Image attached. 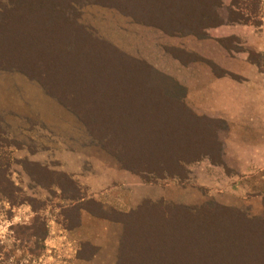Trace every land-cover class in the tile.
<instances>
[{
    "label": "rangeland",
    "instance_id": "rangeland-1",
    "mask_svg": "<svg viewBox=\"0 0 264 264\" xmlns=\"http://www.w3.org/2000/svg\"><path fill=\"white\" fill-rule=\"evenodd\" d=\"M133 1L0 0V69L3 77L0 80L5 82L4 79H9L14 84L12 86L14 92L16 90L21 93L19 86L16 88L18 83L15 66L27 71L32 68L34 73L37 72L41 76L46 63L48 66L52 64V68L49 67L50 75L56 77L55 62L60 64L62 61L77 59L75 65L73 63L74 66L82 61L86 65L97 62L110 63L108 65L110 72L99 75V80L100 83L102 81L115 83L117 87L116 80L122 78V72L127 75L126 79H131L133 75L128 73L130 69L112 70L117 67L119 60L113 51L109 52L105 48L106 44L117 48L119 52L147 62L158 75L169 74L173 69L175 70V66H181L177 59L186 63L198 56L187 48L192 39L174 31L179 28V23H175L173 29L165 20L159 19L153 22L164 24L168 33L147 25L152 22L148 17V14H152L150 13L152 6L155 5L161 10L164 8V1L155 3L152 0L151 5L137 4L136 11L131 9ZM212 9L226 26L227 32L237 30L234 35L222 37V47L225 48L222 57L230 67L226 70L219 66L222 72L219 71V74L232 80L237 88L232 96L225 98L223 112L202 114L199 124L193 125L189 130L190 134L201 137L202 141L206 139L211 142L191 153L190 156L199 157V161L186 165L185 171H181V178L159 180L157 181L159 184L155 185L145 184L141 178L133 175L135 181L124 187L122 184L125 182L118 180V172L124 171L122 162L110 154L91 134V127L99 134L107 128L113 130L117 138L107 142L108 147L112 149L124 146L128 140L143 142L147 146V143H152L153 140L161 144L167 136L175 139L171 130L168 133L169 123L174 126L180 122L179 126H182L194 121L190 113L184 114L180 105L173 103L177 101L176 98L184 95V90L180 88L171 90L170 83L157 80V75L154 76V73L153 76H139L143 78L138 84V86L142 85L140 88L136 85L133 89L130 84V89L108 92L107 97L102 98L101 101H97L96 97V93H101L95 90L91 91L94 96L79 95L83 92L81 88L85 82H88L89 77L87 79L77 77L74 82L64 80L66 89L63 86L61 89L59 84L55 85L53 90L57 93L78 94L73 97L74 103L85 115L88 113V117H84V120L90 129L57 98L51 95L47 99L37 97L32 87L31 91L28 89V93H33L34 96L24 97L26 105H16L15 108L0 112V215L7 217L11 213L3 203L8 201L3 194L6 192L11 193L18 201L25 200L24 202L30 203L35 209L47 207L42 214L50 221L60 219V212L64 211L65 206L88 195L86 190L80 191L81 188L76 187L70 177L63 173L66 168H70L78 170L80 175L78 180L85 179L91 181L93 185L104 187L106 190L102 198H106L111 206L123 212L137 209L133 202L132 189H134L139 199L143 196L151 197L155 201L165 198L168 204H180L192 208L218 203L239 208L249 217H262L264 214V0H222L221 5L215 4ZM158 10L155 11L163 13ZM133 12L138 18L143 19L145 24L133 20L129 16ZM172 12H167V15ZM141 15L143 18L140 17ZM167 15L166 17L170 19ZM232 18L240 20L239 22L249 20L253 24L231 23L229 20ZM219 32L221 31H212V34L217 35ZM48 36L51 38L47 41ZM46 44H49V47L54 45L56 49L66 46V51L76 56H68L66 51H62L61 55L45 57L41 49ZM81 44L93 46L95 49L90 51L93 54L89 56L87 51L80 52ZM206 44L205 50L208 51L214 43ZM21 47L25 50L22 51ZM127 66L128 64L125 67ZM248 66H251L250 69ZM141 71L146 72L145 69ZM72 74L74 73L71 70L68 76ZM95 83L100 85L96 81ZM3 97L1 95L0 102ZM120 98L122 103L119 102ZM139 102L143 104L139 105ZM107 108H119V110L145 108L151 113L142 114L138 120L137 116L133 118L134 122L137 120L136 129H141L138 138L134 134L130 138L123 136L120 130L122 120H117L119 114L112 113L107 121L88 119L99 115L102 110L106 111ZM193 115L196 117L195 114ZM216 116H219V119ZM115 127L118 131H115ZM70 152L75 153L76 157H67L66 154ZM176 152L153 153L156 154L154 156L165 159L169 155L170 157L185 156V153ZM219 160L224 162L227 170L217 165ZM85 206L97 213L93 204ZM64 212L71 221L75 222L76 217L72 209H66ZM107 215L118 218L111 209L107 211ZM15 231L22 237L21 243L27 246L25 244L27 234L24 228H16ZM16 235L14 237L18 236ZM5 244L14 248L12 242L8 241ZM4 249L0 243L2 258L8 255ZM35 252L38 253V250ZM71 252L73 253V248ZM50 255L53 256L51 259L49 257L46 259L48 264L67 262V257L63 255L59 256L58 253ZM28 260L29 263L23 262V264H39L36 255H32Z\"/></svg>",
    "mask_w": 264,
    "mask_h": 264
},
{
    "label": "trees",
    "instance_id": "trees-1",
    "mask_svg": "<svg viewBox=\"0 0 264 264\" xmlns=\"http://www.w3.org/2000/svg\"><path fill=\"white\" fill-rule=\"evenodd\" d=\"M162 1L165 3L164 8L161 10H158L155 5L152 6L150 12L152 14H148L152 22L147 25L155 26L168 33L164 24L153 22L159 21V19L162 21L165 20V22L170 23L169 27L173 29V25L179 23V28L174 31L184 35L193 34L198 37H208V34L205 32L206 29L223 25V22L219 20L215 10L212 9V6L215 4L221 5L222 0H154L155 3H161ZM146 3L151 5L152 0H134L133 3H131V9L136 11L135 6L137 4L141 6ZM155 10L163 13H159ZM171 11L173 12L167 15V12ZM166 15L169 16L170 19L167 18ZM129 16L137 23L145 24L144 20L138 18L134 12L129 14ZM140 17L143 18L142 15ZM229 21L231 23H244L246 25L253 24L249 20L239 22L240 20H234V18ZM176 32L174 33L176 34ZM51 36H48L46 40L48 41ZM219 43L223 45V40H219ZM65 47L56 49L54 45L49 47V44H46L42 46L41 53L44 54L45 57H49V55H61L62 51H66ZM105 48L108 49L109 52L113 51L119 60L117 67L112 68V70L123 71L125 69H130L128 73L133 75L131 79H126L127 75L122 72V78H117L116 80L118 82L117 87L115 83L106 82V84L104 81L100 83L101 80H99V75H104L109 71L108 65L110 63L97 62L91 64L87 63L86 65L84 61L80 63L78 60L79 64L74 66L77 59H74V61H62L60 64L55 62V66H57L56 69H54L56 77L50 75L49 67L51 66L50 68H52L53 65L49 64L48 66V63H46V68L41 76H39L37 72L34 73L32 68L27 71L24 68L15 66L14 69L37 80L47 93L57 98L62 105L73 111L85 123L87 128L90 129V126L86 124L87 122L84 120V117H88V113L85 115L84 112L78 109V106H76L77 104L74 103L73 97L78 94H74V92L57 93L53 90L55 85L59 84L62 89V86L64 88L67 87L65 85L66 81H64L66 79L74 82L77 77H82V79H87L89 77L88 82H85L86 84L84 83L81 88L83 92L79 95L94 96L95 94L91 93V91L95 90L101 93H96L97 101H101L102 98L107 97L108 92H120L125 89H130V84L132 88L136 85L138 86L139 81L135 79L137 76H152L153 73H156V71L145 62L135 59L124 52H119L117 48L111 47L109 44H106ZM105 48H103V50ZM79 49L80 52L81 50L84 52L87 51V54L91 56L93 52L90 51L95 48L91 45L81 44V48ZM21 50L23 51L25 48L21 47ZM77 50L78 49H76V51ZM66 54L72 57L76 56V54L72 52H67ZM194 60L208 64L217 76L223 77L219 67L211 61L198 56ZM127 64L128 66L126 68L125 66ZM70 66H72V69H70ZM141 69H145L146 72L141 71ZM71 70L74 74L68 76ZM219 71L221 72L220 74ZM225 74L229 75V73ZM95 81L100 85H96ZM138 87L140 88L141 85ZM64 95L67 97H62ZM147 101H149V99ZM119 102L122 103L121 98ZM173 103L180 105L181 111L185 112L184 114L190 113L194 121L182 126H179L180 122L177 123V125L174 124V126H171L169 123L167 128L168 133L171 130L176 140L173 137L170 139L166 133L167 138L161 141L162 146L156 140H153L154 142L152 143H147V146H145L143 142H135L134 140L129 142L128 140L124 146L112 149L108 147L107 142L112 138H117V134H115L113 130L111 131L107 128L106 131L100 132L101 134H99L91 127V134L110 154L122 162L125 170L138 175L145 183H156L159 180L181 178V171H185L186 165L199 161L200 159L197 156L196 158H192L190 156L191 153H195L197 150L202 149L201 146L211 142L206 139L202 141L201 137L189 133L191 127L199 124L200 118L202 117H195L193 115L194 113L189 111L181 102L177 103V101H173ZM142 104L143 103L139 102V105ZM106 111L102 110V113L99 115L91 116V118L89 117L88 119L92 121H107L110 119L112 113L119 114L117 120H122L120 130L123 136H128L130 138L133 134L135 137H139L141 128L136 129L137 126H135L138 118H140L142 114L151 113V111H146L145 108H136V110L107 108ZM135 116H137V120L134 122L133 118ZM115 131H118L117 127H115ZM164 151L168 153H170V151L171 153L177 151L176 153H185V156L175 155V157H170L171 155H169L166 159L154 156L156 154L153 152ZM150 153L153 154L150 155ZM127 159H129V161H127ZM217 165L227 170L222 160H219ZM71 181L79 188L77 182ZM3 194L12 206L27 203L24 202L25 200L18 201L16 198H13L11 193L3 192ZM27 204L35 211L39 210L35 209L30 203ZM86 204H93L96 206L97 214H95L90 207H86ZM79 207H85L100 218L110 219L123 225V234L116 264H264V214L262 217H249L239 208H231L218 203L192 208L186 205L168 204L165 200H145L137 209L128 213L113 211L118 218L105 215L101 209V205L93 200L86 201ZM72 211L75 213L74 209H72ZM68 226L67 224V227ZM16 228H24L25 234H27L25 241L27 246H24L23 243L21 244L31 252V255H36L37 258L40 257L44 249L43 240L46 235L44 225L40 219L36 217L31 224L12 227L13 235L17 234L18 236L16 235V238L22 242V237L15 231ZM35 250H38V253H36ZM9 260L10 256L8 253V255L0 260V264H10Z\"/></svg>",
    "mask_w": 264,
    "mask_h": 264
},
{
    "label": "crops",
    "instance_id": "crops-1",
    "mask_svg": "<svg viewBox=\"0 0 264 264\" xmlns=\"http://www.w3.org/2000/svg\"><path fill=\"white\" fill-rule=\"evenodd\" d=\"M212 31L221 32L215 35L212 34ZM205 32L208 34V37H198L193 34H187L186 36L192 39L191 44H188L189 46H187V48L192 53L197 54L198 57L211 61L216 66H220L221 68L227 70L230 65H228L229 63H227L222 57L225 48L222 47L219 40H221L224 36L236 34L237 30L227 32L226 26L219 25L217 27L208 28ZM210 42H213L214 44L211 46V49H209L210 51H207L205 50V45L207 46L206 43ZM177 61L182 67L175 66V70L173 69V71L169 74L162 73L158 75L157 72L153 74L154 76L157 75V80L169 82V88L171 90L179 88L184 90V95L176 98L177 103H183L189 111L194 113L199 118L203 117L202 114L207 112H223L225 108V98L227 96H232L233 91L237 88L235 83L227 77L217 76L213 72L212 68L204 62L192 60L184 63L179 59H177ZM146 64L148 63L146 62ZM250 67L251 66H248V69H250ZM1 70L2 69H0V79H3L1 76ZM15 73L17 77L16 82L18 83L16 88L19 86L21 93H18L16 90L14 92L12 89L14 84L9 81V79H4L5 82L0 80V97L1 95L4 96L0 102V112L15 108L16 105H26V103H24V97L27 95L28 98H33L34 96L33 93H28V89L31 91L32 87L37 97L39 96L46 99L49 98L50 94L47 93L44 87L37 80L32 79L17 70ZM135 79L139 82L143 80V78H139V76ZM217 117L219 119V116H216V118ZM66 156L75 158L76 154L70 152L69 154H66ZM63 173L67 174L71 180L77 182V184L80 185L79 188H81V191L86 190L88 194L75 202L71 201V204L64 207V211L66 209L75 210V222L71 221L69 217L66 216L64 211L60 212V219L50 221L48 218H45L44 214H42V212H45L44 210L47 207H43L40 210L35 211L27 203L12 206L8 201L3 202L6 207L10 209L11 213L7 217L0 215V243L4 246V251L9 253L10 264H23V262H30L28 258L32 257L31 252L21 244L20 240L14 237L12 227L16 225L31 224L36 217H38L44 225L46 233L43 240L44 249L40 257H38L39 264H48L46 259H48V257L51 259L53 256L50 255L51 253H54V255L58 253L59 256L63 255L67 257V262L64 264L117 263V254L123 234V225L110 219L100 218L98 215H95L97 213L94 212V214L89 209L79 206L86 201L93 200L101 205V209L105 215H107V211L109 209H111V211H118L121 213H128L131 210L123 212L111 206V204L106 201V198H102L104 195L103 192H105L106 189L104 187L102 188L97 185H93L91 181H85V179L78 180L77 178L80 177L78 170L66 168ZM118 175V180L125 182L122 184L124 187L135 181L132 177H139L138 175L125 169L124 171L118 172ZM145 184L157 185L159 183ZM132 192L133 202L137 207L145 200L155 201L151 197L147 196H143L142 199H139L134 189H132ZM99 193L101 195H99ZM159 200H165V198H160L158 201ZM67 224L69 225L68 227ZM4 225H6V227H4ZM8 241L12 242L14 248L5 244ZM70 246L73 248V253L71 252L72 248L70 249ZM2 257L3 256L0 253V260L3 259Z\"/></svg>",
    "mask_w": 264,
    "mask_h": 264
}]
</instances>
